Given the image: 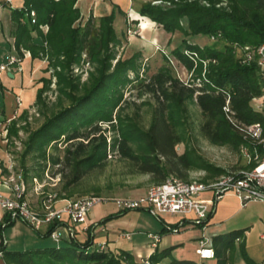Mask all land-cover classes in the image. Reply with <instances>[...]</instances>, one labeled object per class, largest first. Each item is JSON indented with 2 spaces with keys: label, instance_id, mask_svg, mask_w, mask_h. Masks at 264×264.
I'll list each match as a JSON object with an SVG mask.
<instances>
[{
  "label": "trees",
  "instance_id": "1",
  "mask_svg": "<svg viewBox=\"0 0 264 264\" xmlns=\"http://www.w3.org/2000/svg\"><path fill=\"white\" fill-rule=\"evenodd\" d=\"M76 1L22 0L20 6L11 9L13 45L19 57L23 58L27 50L32 58L47 57V67L52 69L58 91L70 99L29 132L22 156L32 153L42 163V171L48 161L69 166L73 177L66 184L77 181L99 164L110 149L128 160L133 171L149 173L156 181L170 173L184 178L191 167L204 169L212 176L227 172L188 146L181 153L176 151L175 145L184 141L188 103L199 107L203 116L200 130L210 142L235 148L245 143L253 150L236 123L260 121L264 127V110L250 103L264 94V79L255 63L240 61L236 46H255L264 39V0L141 2L140 15L147 16L167 32L179 30L184 34L178 45L164 52L166 62L147 79L139 77L141 51L128 57L117 56L123 36L114 26L115 10L97 17V25L92 15L82 24ZM31 10L35 11L34 21ZM217 32H220L216 39L220 44L216 40L213 44H201L186 37L191 34L209 37ZM83 54L93 69L88 71L86 81L79 84V75L75 81L70 71L80 63ZM113 59H116L114 64ZM170 59L191 72V77L185 80L176 76ZM129 71L135 72V76L130 77ZM40 81L33 103L38 111H42L38 105L45 104L43 93L51 79L42 76ZM134 82L155 101L147 128L139 124L134 114L123 110V103L127 101L123 98L124 88ZM72 88L81 92L75 93ZM26 114L27 110H23L7 122L8 144L19 135L22 128L19 121ZM100 123H106L113 130L110 140ZM59 142L66 143L62 158L48 151L49 146L56 149ZM254 163L252 159L243 167L250 168ZM122 212L125 211L108 213L91 223L84 239L63 237L61 244L27 249H8L1 239L0 253L8 264H135L130 251L120 249L116 255L93 241L91 228ZM14 222L0 224V230ZM52 227L43 235H49ZM240 233L242 229H233L212 236L216 264H229V255ZM171 250L172 246L155 249L148 259L151 264H159L163 259H167L166 264H201L191 258H176ZM240 252L247 264H258L241 244Z\"/></svg>",
  "mask_w": 264,
  "mask_h": 264
},
{
  "label": "rangeland",
  "instance_id": "2",
  "mask_svg": "<svg viewBox=\"0 0 264 264\" xmlns=\"http://www.w3.org/2000/svg\"><path fill=\"white\" fill-rule=\"evenodd\" d=\"M143 1L146 0H133L130 9L126 14H123V16L118 19L114 26L117 33L120 36H123L121 38V45L118 46L117 56L120 55L121 57H128L136 51H141V55L138 58L140 63L139 77L147 79L158 69L160 65L166 62L164 52L170 51L171 48L178 45L181 42L182 37H184V34L179 30L175 32H168L170 34L171 43L168 39L165 40V45H158L157 42H155L145 30L143 31L138 24L139 20L141 21V16L138 19L133 15L134 12H138L137 7ZM128 16L137 19H135L136 22L134 19H131L129 22L131 25L128 24L125 26V21H123V18H126L127 20L129 19ZM85 18L86 17L81 18L82 24L87 19ZM94 18V24L97 25V17ZM151 26L153 32L160 28V26L155 22H151ZM133 27H135L137 33L134 32ZM186 37L201 44H213V41L217 39L216 38L212 40L209 37L201 34H191L187 35ZM216 41L219 44L221 43L220 40ZM236 52H238V50ZM39 59L44 60L42 76H46L51 79L49 87L43 93L45 104L38 105V107H41L42 111H38L37 106L34 105H31L27 109L26 116L19 121L20 126H22L18 132L19 135L13 137V143L6 144V151L9 153L8 156L10 157L12 164V173L13 175L18 173L23 174L25 184L27 186V195L31 201L36 202L39 200V195L34 192L35 181L37 183L43 184L42 188L44 190V194L49 192L56 193V199L76 198L84 195H94L107 198L99 203H96L91 208L90 215L92 216L95 208L100 209L102 212H116L118 209L116 208L113 201L115 197L135 196L143 192L150 185L160 182L156 181L149 173L133 171L129 161L121 157L118 152L112 151L111 149L108 150L106 157L102 159L99 164L88 169V171L82 175L81 178L71 184H66L73 177V172L70 170L69 166L65 164H51L48 161L44 171H42V163H38L36 157L34 158L32 153H27L24 156L21 155L25 147L23 143L28 138L29 132L37 128L45 120L46 116L59 110L62 106L68 104L70 100L69 97L64 94H60V91H58L56 78L55 76H51L52 69L47 67V57ZM115 60L116 59H113V64ZM172 60L173 62L170 61L172 72L179 78L185 80L189 79L191 77V72L179 64L175 59ZM91 69H93V65L88 60L87 56L83 54L80 63L75 65L73 70L70 71V76H73L74 80L76 81L77 79H75V77L79 75L80 79L78 82L79 84H82L86 81L88 71ZM129 75L130 77H134L135 72L129 71ZM40 84H42V82H40ZM137 85V82H134L124 88L123 98L127 101L123 103V110L128 114H134L139 120V124L142 127L147 128L152 120L153 104L155 101L150 93L140 91ZM70 90L75 93L81 92V90H76L74 88ZM263 96L253 98L250 102L251 105L256 109L264 110V105L261 104V102L264 101ZM187 105L188 111L185 121V130L183 132L184 141L178 142L175 145L176 151L181 153L185 146H188L194 149L204 159L217 166L225 168L226 170L244 168L243 166L248 162V160L240 148H235L227 144H214L210 142L200 130V123L203 120V116L199 107L195 103H188ZM100 124H102V128H105L104 133L107 135V140H110L113 130L108 128L106 123ZM84 141L86 142L87 140ZM65 146V142H59L56 149L53 146H49L48 151L58 154L59 157L62 158ZM24 174H26V176ZM34 177L37 180H34ZM214 177L215 176H212L204 169L191 167L188 169L187 176L184 177V179H198L203 182H209ZM263 208L264 204L261 201L253 203L254 211L259 213L264 219ZM141 212L143 215L147 216L151 224L157 220L156 217L152 216L147 211ZM169 215L171 214H162L161 219ZM174 217H176L175 222H178L181 218L180 215H175ZM262 218H259V222L261 223ZM196 226L202 228L199 225ZM44 231V228L38 231L29 227L21 220H15L13 224L3 227V229L0 230V235L4 241V244L6 243L5 245L8 249H27L33 247L52 246L59 243L61 244L63 242L62 239L56 241L51 235L44 236ZM259 231V227L254 225L252 232L253 235L256 236L257 233H260ZM81 235V233L76 234L77 238L79 239L81 238ZM240 239L242 240L243 237ZM201 240L208 242L207 237L200 239L199 243ZM111 252L116 255L119 254V251L114 252L112 250ZM141 257H143L141 254H136V256H134L135 264H143V261H140L141 259L137 260V258ZM235 259L244 260L240 252V243L237 241L235 242V247L232 249L231 254L229 255V264L234 263ZM208 261L209 260L204 259L201 262L207 264ZM242 264L247 263L245 262Z\"/></svg>",
  "mask_w": 264,
  "mask_h": 264
},
{
  "label": "crops",
  "instance_id": "3",
  "mask_svg": "<svg viewBox=\"0 0 264 264\" xmlns=\"http://www.w3.org/2000/svg\"><path fill=\"white\" fill-rule=\"evenodd\" d=\"M131 3H133V0L76 1V5L80 9L81 18H87L90 14L93 17H98L114 9V25L123 14L127 13ZM21 4L22 0H11L10 2L0 0V66L6 62L10 54H15L19 57L13 46L11 9ZM137 13L134 12L133 15L138 19L141 16V21L139 20L138 23L141 29L145 30L158 45H165V40L168 39L171 43L170 34L167 31L160 26L159 29L153 32L151 22L154 23V21L145 15ZM131 19L133 20L134 18L129 17L128 21L126 18H123L125 26L131 25L129 23ZM43 63L44 60L38 57L32 58L30 54L25 52L21 67L18 64H11L5 66V69L0 72V118L3 116L7 121L11 118H17L23 110H27L33 105L36 90L41 85L40 78L42 76ZM18 100L20 101L19 104ZM2 121L0 120V123ZM2 133H0V191L8 193V181L5 178L13 171L10 157L8 156L9 153L6 151L8 138L6 135V138L2 139ZM201 196L203 198H210L212 197V192L207 190ZM62 202V200H57L56 205H61ZM256 202L255 200L241 204L234 192L228 191L217 199H214V206L205 224L203 227L201 226L202 228L191 223H186L177 230L172 229L178 226V222H175V215H169L162 219L156 217L157 220L151 224L147 216L142 214L141 211L144 210H126L91 228L94 235L93 241L96 245L102 244L105 249L110 251L116 252L124 249L130 251L134 256L141 254L142 258L149 257L155 249L172 246L171 254L176 258H191L203 261L198 258L195 252L200 239L207 237L208 243L212 245L211 239L213 235L225 233L233 229H242V233L235 239V242L237 241L244 246L246 252L258 264H264V238H261V234L264 233V219L253 209V203ZM108 213L112 212H102L100 209L95 208L92 216L89 212L87 224L95 223ZM259 218H262V223L259 222ZM254 225L258 226L260 230V233H257L256 236L252 233ZM82 226L83 224L78 225V233L82 234L80 239H84L87 234V230L81 229ZM154 233L158 235L157 239L151 236ZM241 237H243L242 240L240 239ZM140 259L137 258V260ZM207 260H209L207 264H216V258H208ZM166 261L167 259H163L160 263L166 264ZM234 261L232 264L245 263L244 260L240 259H235ZM0 264H8L1 253ZM201 264L204 263L201 262Z\"/></svg>",
  "mask_w": 264,
  "mask_h": 264
},
{
  "label": "built area",
  "instance_id": "4",
  "mask_svg": "<svg viewBox=\"0 0 264 264\" xmlns=\"http://www.w3.org/2000/svg\"><path fill=\"white\" fill-rule=\"evenodd\" d=\"M153 2H160V0H153ZM30 15L34 21L35 11L31 10ZM133 29L137 33L135 27ZM219 36L220 32H217L211 34L209 38L214 40ZM236 47L240 53V61L255 63L264 79V39L255 46L244 44ZM25 52L30 54L28 50ZM170 61L173 62L172 59ZM21 62L22 58L10 54L6 62L0 66V72L5 69V66L11 64H18L21 67ZM261 104L264 105V101ZM225 109H228V106H225ZM6 121L3 120L0 123V129H2L0 133L3 132V138H6L7 134L6 124L8 121ZM236 126L243 137L248 139L253 146L251 151L245 143L239 145L248 162L252 159L255 161L252 167L228 170L215 176L209 182L184 179L170 173L160 182L150 185L141 194L115 197L113 201L116 208L122 211L144 210L157 218H161V215L165 213L180 215L178 226L172 228L177 230L186 223L203 227L214 206V199L228 191L234 192L241 204L255 200L264 204V127L260 121L248 123L237 121ZM258 146H260V150ZM5 179L8 181L9 192L0 191V224L4 225L11 220L19 219L38 231L42 228L46 231L50 225H53L49 235L56 241L63 237L76 236L79 232V224H83L81 229H87L89 226L87 217L91 208L96 203L107 199L94 195L56 199V193L44 194L43 184L35 181L34 192L39 195V200L32 202L27 195L23 174L13 175L11 173ZM33 179L37 180L35 177ZM207 190L212 192V197L203 198L201 194ZM57 200L63 201L61 205H56ZM151 236L154 239L158 237L155 233ZM261 238H264V233L261 234ZM196 253L200 260L215 256L213 246L205 240L200 241ZM140 261H143V264H151L148 257H141Z\"/></svg>",
  "mask_w": 264,
  "mask_h": 264
}]
</instances>
